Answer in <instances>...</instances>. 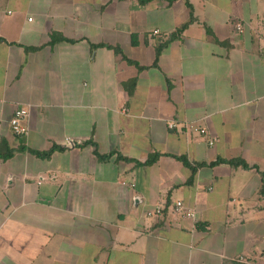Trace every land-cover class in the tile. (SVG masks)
<instances>
[{
  "label": "crops",
  "instance_id": "1",
  "mask_svg": "<svg viewBox=\"0 0 264 264\" xmlns=\"http://www.w3.org/2000/svg\"><path fill=\"white\" fill-rule=\"evenodd\" d=\"M1 141L0 264H264V0H0Z\"/></svg>",
  "mask_w": 264,
  "mask_h": 264
},
{
  "label": "trees",
  "instance_id": "2",
  "mask_svg": "<svg viewBox=\"0 0 264 264\" xmlns=\"http://www.w3.org/2000/svg\"><path fill=\"white\" fill-rule=\"evenodd\" d=\"M110 1H114V0H110ZM117 1H129V0H117ZM137 2H139V4L141 5H145L149 2H152L154 0H135ZM169 4L177 1V0H166ZM187 6L188 8L191 9V6L188 4L187 2ZM194 22V19H193V16L191 15V18H190V21L187 23V24H184L183 26H181L175 33H174V36L175 37H180L182 35V33L188 28V26L190 24H192ZM52 43L55 44L56 42H66L63 38L61 37H57L56 35H53L52 36ZM101 47H104V46H101ZM165 46L161 45L159 46L157 49H156V56H158L162 50L164 49ZM105 48H108V49H111L115 52V54L119 55L121 54V51L119 50V48H110V47H105ZM132 64V63H130ZM59 151L60 149H57L56 147H53L51 148L49 151L47 152H35L33 150H30V149H21L20 151H23V152H27L28 154H31L39 159H42V160H47L51 157V155L56 152V151ZM14 156V151L13 150H10L9 147L6 145L5 142L1 141L0 142V161H7L9 159H11L12 157ZM99 158H101L99 156ZM157 160V157H153L151 159H149L146 163H145V166H150L152 164H154ZM184 166H186L187 168L191 169V171L193 172V174H195L197 168L199 167H202L203 165H192L190 162H188L185 158H180V160ZM221 164H227L229 165L230 167L234 168V169H242V170H251L253 168L249 167L245 162L241 161V160H237V161H230V162H225V161H221V160H218L212 164H210L209 166L213 167V166H219ZM256 169V168H255ZM261 195L264 194V181H263V185H262V188H261V192H260Z\"/></svg>",
  "mask_w": 264,
  "mask_h": 264
},
{
  "label": "built area",
  "instance_id": "3",
  "mask_svg": "<svg viewBox=\"0 0 264 264\" xmlns=\"http://www.w3.org/2000/svg\"><path fill=\"white\" fill-rule=\"evenodd\" d=\"M237 30L239 32H241V27L237 26ZM156 34V33H155ZM29 118V112L25 109H17L15 110L13 117L11 118L9 125H10V129L12 131V133L16 136V137H23L26 136L28 133V129L25 125V122L28 120ZM171 128H173V126H170ZM205 132L204 131H200V134L203 135ZM210 146H212V143H209ZM185 210V208L183 207V205L181 203H177L175 206V211H177L178 213H182L181 211ZM160 210H156L155 212H148L146 214L147 217H151V216H158L160 215ZM188 217H193L191 214L187 213L185 214ZM239 263L241 264H254L250 261H248L247 259L243 258V257H239L237 260Z\"/></svg>",
  "mask_w": 264,
  "mask_h": 264
}]
</instances>
